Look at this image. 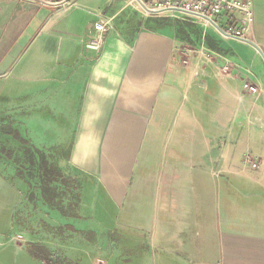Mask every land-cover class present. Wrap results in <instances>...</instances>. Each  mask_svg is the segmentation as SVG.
<instances>
[{
	"label": "crops",
	"instance_id": "0c3cea01",
	"mask_svg": "<svg viewBox=\"0 0 264 264\" xmlns=\"http://www.w3.org/2000/svg\"><path fill=\"white\" fill-rule=\"evenodd\" d=\"M61 1L0 0V64L23 57L19 71L33 83L34 102L27 111L38 116L37 146L67 155L82 210L88 214L97 197L112 216L122 203L136 219H167L174 212L175 190L168 183L159 187V170L167 175L175 165L188 166L190 151L194 162L203 161L216 148L214 138L240 144L244 155L261 149L250 154L258 171L264 155V0H253L254 22L246 38L259 49L224 36L231 40L229 50L219 51L213 41L212 50L221 55L211 60L171 31L142 25L145 13L134 0H102L92 9ZM103 16L111 19L103 44L88 49L84 41L93 38V24ZM13 31L16 36L7 43ZM226 60L232 68L223 74ZM244 81L259 93L245 90ZM236 177L238 185H248L223 196L231 210L210 233L212 259H206L205 240L193 219L186 221L187 230L161 227L166 248L168 235H185L181 243L172 242L173 260L166 258V264H264L259 179L264 177L256 172ZM11 179L0 172L1 181L13 184ZM188 198L182 194L181 200ZM130 226L137 228V222Z\"/></svg>",
	"mask_w": 264,
	"mask_h": 264
},
{
	"label": "rangeland",
	"instance_id": "374dc122",
	"mask_svg": "<svg viewBox=\"0 0 264 264\" xmlns=\"http://www.w3.org/2000/svg\"><path fill=\"white\" fill-rule=\"evenodd\" d=\"M101 1L76 0V3L92 9L100 7ZM157 22L162 27H158ZM142 25L171 31L175 38L197 52L201 48L210 52L214 43L220 47L219 51H228L231 46L229 38L192 14L169 11L152 16L145 14ZM15 36L14 31L8 34L6 42ZM210 54L209 60L221 55L215 50ZM22 63L23 57L12 62L5 58L0 64V172L12 177L13 182L0 180V264H43L25 249L23 252L18 249V246L28 245L35 246L40 254L38 246L44 248L49 257L56 259L55 264H166V258L173 260L172 242L181 243L185 235L178 238L168 235L169 248H166V235L160 233H164L161 227L174 229V232L181 231L182 227L187 230L190 227L185 225L186 221L190 223L193 219L199 223L200 238L205 240L206 259H212L215 242L210 233L220 227L221 214L231 210L223 196L238 190L241 185H248L245 181L238 185L236 175L256 172L264 177V155H261L263 161L258 171L250 165L257 163L251 155L255 156L261 149L253 148L251 155H244L246 152L239 149L240 144L234 147L231 142L214 138L210 141L216 148L207 153L203 161L194 162L192 158L196 155L190 151L188 166L175 165L167 175L159 170V187L168 183L170 190H175L174 212L169 213L167 219H152L151 222L148 218L136 219L132 210L124 211L126 204L122 203L114 206L112 216L96 203L97 197L92 199L95 203H91L87 214L82 210L80 188L54 179L55 167L66 169L76 177L67 163V155L53 148L37 146L40 137L38 116L27 111L34 102L30 100L34 91L29 89L33 83L19 71ZM51 135L58 134L52 131ZM225 143L226 149L220 151L219 146L224 147ZM259 179L264 183V178ZM182 194L189 198L182 201ZM145 209L138 208L137 211ZM184 215L188 218L184 219ZM136 222L137 228L130 226ZM163 238L165 240L160 243Z\"/></svg>",
	"mask_w": 264,
	"mask_h": 264
},
{
	"label": "built area",
	"instance_id": "2783aa9c",
	"mask_svg": "<svg viewBox=\"0 0 264 264\" xmlns=\"http://www.w3.org/2000/svg\"><path fill=\"white\" fill-rule=\"evenodd\" d=\"M138 3L137 0H134ZM148 9L164 10L171 13L190 12L212 19L222 30V35L237 39H246L253 21V0H140ZM139 4V3H138ZM141 7V5L139 4ZM145 14L152 13L141 7ZM161 13V12H160ZM159 14V13H158ZM153 14V15H158ZM234 14H238L235 16ZM204 20V19H203ZM109 17H101L93 24L96 32L93 38L84 41L85 47L97 50L103 44V38L111 23ZM205 22H208L204 20ZM209 23V22H208ZM200 52L206 59H210V52L201 48ZM231 65L227 62L221 65V72L227 74ZM243 88L250 92L259 93V88L248 81L243 82ZM251 167H257V163L251 162Z\"/></svg>",
	"mask_w": 264,
	"mask_h": 264
},
{
	"label": "trees",
	"instance_id": "16d2710c",
	"mask_svg": "<svg viewBox=\"0 0 264 264\" xmlns=\"http://www.w3.org/2000/svg\"><path fill=\"white\" fill-rule=\"evenodd\" d=\"M157 20H155L156 22ZM160 22H157L156 24H158V27ZM162 27V26H160ZM214 47V46H213ZM43 166V164H42ZM38 169H40V171L42 170V167L40 165V163L38 162ZM55 173H56V177L54 178L55 180H64L68 183H72L75 187H77L79 189V182L77 180V178L71 174L70 171L68 170H60V169H56V167L54 168ZM38 250H41V254L36 250L35 246H25L26 250L28 253H30L32 256L39 258L43 264H55L56 259L53 258L52 256H48V254L44 251V248H40V246H38Z\"/></svg>",
	"mask_w": 264,
	"mask_h": 264
},
{
	"label": "water",
	"instance_id": "95a60500",
	"mask_svg": "<svg viewBox=\"0 0 264 264\" xmlns=\"http://www.w3.org/2000/svg\"><path fill=\"white\" fill-rule=\"evenodd\" d=\"M69 0H62L61 2H60V4H63V3H65V2H68ZM138 1V3L141 5V7H143L145 10H147L148 12H150V13H152V14H158V13H160V12H163L164 10H151V9H148L140 0H137ZM185 13H187V14H192V15H194V16H197L198 18H200V19H204V20H206V21H208L217 31H219L221 34H222V30H221V28L212 20V19H210L209 17H203V16H200V15H198V14H195V13H190V12H185ZM242 40H244L245 42H248L249 44H251L253 47H255L257 50L259 49L256 45H255V43L254 42H252V41H250V40H248V39H242Z\"/></svg>",
	"mask_w": 264,
	"mask_h": 264
}]
</instances>
